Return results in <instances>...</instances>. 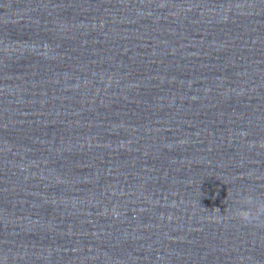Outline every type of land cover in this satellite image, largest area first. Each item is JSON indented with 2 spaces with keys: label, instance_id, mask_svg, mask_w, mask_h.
I'll return each mask as SVG.
<instances>
[{
  "label": "water",
  "instance_id": "1",
  "mask_svg": "<svg viewBox=\"0 0 264 264\" xmlns=\"http://www.w3.org/2000/svg\"><path fill=\"white\" fill-rule=\"evenodd\" d=\"M262 207L264 99L149 3L0 0V264H264Z\"/></svg>",
  "mask_w": 264,
  "mask_h": 264
},
{
  "label": "clouds",
  "instance_id": "2",
  "mask_svg": "<svg viewBox=\"0 0 264 264\" xmlns=\"http://www.w3.org/2000/svg\"><path fill=\"white\" fill-rule=\"evenodd\" d=\"M261 211H264V207L261 208ZM242 215L245 219H248V213H243Z\"/></svg>",
  "mask_w": 264,
  "mask_h": 264
}]
</instances>
